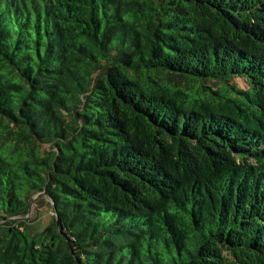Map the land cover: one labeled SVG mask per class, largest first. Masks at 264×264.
I'll return each mask as SVG.
<instances>
[{
  "label": "trees",
  "instance_id": "1",
  "mask_svg": "<svg viewBox=\"0 0 264 264\" xmlns=\"http://www.w3.org/2000/svg\"><path fill=\"white\" fill-rule=\"evenodd\" d=\"M0 264H264V0H0Z\"/></svg>",
  "mask_w": 264,
  "mask_h": 264
},
{
  "label": "rangeland",
  "instance_id": "2",
  "mask_svg": "<svg viewBox=\"0 0 264 264\" xmlns=\"http://www.w3.org/2000/svg\"><path fill=\"white\" fill-rule=\"evenodd\" d=\"M49 210H50V209H49L48 207H46V208L44 209V212L46 211V212H45L46 215H50V212L47 213ZM44 212H43V214H44ZM43 214H42V217H41V220H42V221L40 222V224H41L42 226H43V224L46 223V221H47V218H45V216H43ZM31 215H32V214L30 213L29 216L31 217ZM29 219H30V218H29ZM35 224H36V223H35Z\"/></svg>",
  "mask_w": 264,
  "mask_h": 264
}]
</instances>
